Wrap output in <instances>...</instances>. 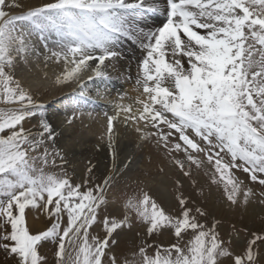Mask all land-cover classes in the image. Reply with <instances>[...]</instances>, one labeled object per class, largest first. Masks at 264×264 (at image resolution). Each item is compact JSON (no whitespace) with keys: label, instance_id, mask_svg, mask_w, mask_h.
<instances>
[{"label":"snow or ice","instance_id":"snow-or-ice-1","mask_svg":"<svg viewBox=\"0 0 264 264\" xmlns=\"http://www.w3.org/2000/svg\"><path fill=\"white\" fill-rule=\"evenodd\" d=\"M125 44L141 53L134 77L130 63L121 71ZM41 59L60 67L53 87L73 88L62 108L16 75ZM114 80L132 82L135 96H113ZM94 97L113 108L97 146L110 166L89 161L77 177L59 130L82 120ZM121 131L171 167L175 212L143 188L122 194V212L114 206L132 163L120 161ZM201 172L230 206L264 205V0H0L2 264H257L264 221L255 230L233 226L243 240L222 234L182 190L184 180L195 190ZM134 227L139 243L118 251V237Z\"/></svg>","mask_w":264,"mask_h":264},{"label":"rangeland","instance_id":"rangeland-1","mask_svg":"<svg viewBox=\"0 0 264 264\" xmlns=\"http://www.w3.org/2000/svg\"><path fill=\"white\" fill-rule=\"evenodd\" d=\"M28 2L39 4L40 0H28ZM125 46L128 47L129 45L125 44ZM51 66L56 67V69H59L60 71V67L54 64H51ZM48 68V66L45 67L43 60L41 59L39 62L33 61L30 65L18 66L16 75L29 84L34 93L43 97L45 100H60L62 103L55 105L54 107L62 108L64 103L70 102L65 100V97L71 96L73 88L53 87V80L56 74H51ZM45 76L47 78H45ZM114 82L115 89L112 93L113 96L117 90L129 92L122 80H114ZM129 96L132 97L130 92ZM94 99L97 106L94 112H92V106L88 107L92 113H95L100 117H103L104 112H108L109 114L112 113L113 108L107 100L96 97H94ZM130 102L131 100L125 101V103ZM64 115L65 113L60 111L57 112L52 119L54 121H59L63 119ZM75 124L71 127L66 126L59 130L62 133L60 135L62 137L58 140V143L59 146L65 150L68 161L66 167L69 174L71 175L74 172L75 176L79 177L89 161L98 165L95 153L98 150L97 146L101 142L98 141V138L90 135V139H92L93 142L89 148L92 150L90 151L89 149L90 152L87 155L82 154V151L85 150V147H87L88 144H84L86 140L80 134H85L86 130L82 129V133L76 135L75 131L80 129L79 121L77 120ZM124 143L131 145V154L129 158H132L131 155L134 154L137 156V160H135L129 170H127L126 174L119 180L118 187L113 195V200L115 202L114 206L122 212V208H120V198L122 194L125 192L131 194L136 192L139 188H143L166 210L169 212H175L177 210L176 201L174 199L176 192L174 190L172 179L170 178L174 175V172L164 160L162 154L158 153L150 144L145 143L137 147L136 136L134 133H125L121 131L117 138V149L123 148ZM103 162L102 166H98L101 171H105L106 168L110 166V158H107V160L105 159ZM161 167L164 168V172L160 171ZM239 177L246 183H250L246 173H239ZM196 180L197 187L195 190L187 180L183 181L182 190L186 195L193 198L199 206L205 209L210 218H215L220 221L219 230L222 234H231L243 240L245 233L242 231L238 234L235 233L233 231V226H235L236 229L249 228L254 230L261 227V221H264V205H260L258 202H251L246 208L230 206L223 194L222 187L212 185L202 172L196 176ZM253 187L259 192L260 186L253 185ZM29 223L34 229L43 227L42 221H37L35 218H31V216L29 217ZM137 230V227H134L131 231L126 230L120 234L118 237V251L127 252L128 249L139 243V240L135 235ZM172 239L173 238L165 232L160 237V242L167 245L172 242ZM47 254L49 258H51L52 253L50 249L47 251ZM2 261L3 256L0 255V264H2ZM257 264H264V249H260L259 254L257 255Z\"/></svg>","mask_w":264,"mask_h":264},{"label":"bare ground","instance_id":"bare-ground-1","mask_svg":"<svg viewBox=\"0 0 264 264\" xmlns=\"http://www.w3.org/2000/svg\"><path fill=\"white\" fill-rule=\"evenodd\" d=\"M123 52L125 57L127 58L126 60L122 61V69L121 71H127L129 63L131 64V74L133 75V77L135 76L136 73V63H135V57H139L141 55L139 50H135L130 48L129 46H123ZM48 70L50 71L51 74L54 73L58 74L59 73V69H56V67L51 66V64L48 65ZM56 71V72H53ZM115 77V74H113ZM123 81V80H122ZM121 82V81H120ZM125 87L129 90L130 94L132 95V97L135 96V93L133 91H131L132 89V82H124ZM100 105V104H99ZM96 104L94 106H92L93 111L96 109ZM100 109V108H99ZM102 110V109H101ZM110 110V109H109ZM83 111L85 112V115L83 117L82 120H78L79 121V128L77 131H75L76 135H79L80 133H82V129L86 130L85 134H80L85 140L86 142L84 143L85 145L88 144L87 147H85V150L82 151V154L87 155L92 149L89 148L90 145H92V139H90V135H92L93 137L98 138V141H100V136L102 135L104 128H103V124H104V120L102 119L103 117H100L99 115H96L95 113H93V116L96 117V119H90L87 115L88 112H91L90 109L87 108H83ZM99 114V113H98ZM76 125V124H75ZM68 136V135H67ZM62 136L59 137V140L61 139ZM84 141V140H83ZM90 149V151H89ZM119 154H120V161L123 162L125 160V158H129L130 156V152H131V145L128 143H124L123 144V148L117 149ZM78 153V152H76ZM95 157L98 163V166H102V163H104L103 161L107 158L109 159V155H108V151L105 147H101L99 150H97V152L95 153ZM131 160L132 163L131 165L135 162V160H137V156L136 155H131ZM110 163V162H109ZM32 218V217H31ZM32 222V221H31Z\"/></svg>","mask_w":264,"mask_h":264}]
</instances>
